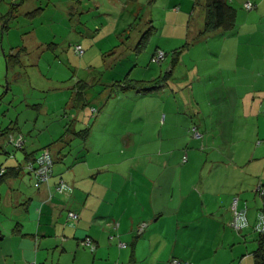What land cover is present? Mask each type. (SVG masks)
Wrapping results in <instances>:
<instances>
[{
    "label": "rangeland",
    "instance_id": "1",
    "mask_svg": "<svg viewBox=\"0 0 264 264\" xmlns=\"http://www.w3.org/2000/svg\"><path fill=\"white\" fill-rule=\"evenodd\" d=\"M9 1L12 14L0 17V127H12V133L18 130L25 147L35 136L52 150L58 147L63 159L55 161L57 171L77 153L85 154L83 143L89 140L86 147H94L93 152L103 160L119 162L116 173L127 167L122 160L132 159L134 173L146 171L151 178L144 184L156 192L160 188L177 191L176 176H159L165 160L185 164L183 190L194 185L198 194L204 191L206 202L222 206L217 209L218 217L206 216L197 207L195 195L190 198L189 204L198 209L193 216L185 215L192 219L186 230L190 235L184 238L189 245L177 248L194 250V260L180 264H239L242 254L248 259L241 264H253L251 253L257 246L253 227L262 212V199L254 186L258 179L264 180V92L252 89L254 84L264 86V28L259 20L246 21L251 10L233 4L237 15L230 31L196 37L202 10L201 5L193 7V0ZM76 43L81 44L82 55L75 53ZM21 48L20 66L5 76L2 53ZM157 50L165 55L155 62L152 56ZM156 79L162 84L158 91L128 99L115 97L124 92L112 85L115 81ZM83 80H100L102 85L95 84L98 90L113 87L112 99L99 100V104L90 99L80 110L69 108L75 95L72 88L82 87ZM239 90H247L248 96L239 99ZM98 107L99 114L107 109L97 123ZM72 114L77 115L73 123ZM254 151L257 156L252 160ZM23 158V151L11 144L0 146V167ZM229 158L247 160L248 184L239 182L234 190L240 197L238 210H248V225L239 232L230 226L229 198L214 192L227 181L225 162L212 160ZM164 245L147 247L151 258H114L110 263L170 264L172 242L168 250H163Z\"/></svg>",
    "mask_w": 264,
    "mask_h": 264
},
{
    "label": "crops",
    "instance_id": "2",
    "mask_svg": "<svg viewBox=\"0 0 264 264\" xmlns=\"http://www.w3.org/2000/svg\"><path fill=\"white\" fill-rule=\"evenodd\" d=\"M228 1L232 6L233 4L243 5L247 1L252 3L254 9L252 8L253 10L251 9V12L245 16L246 21L259 20L264 28V0ZM9 2V0H0V17L8 12L11 6H8ZM254 11L255 14H252ZM202 23L203 10L199 23L200 29ZM218 32L223 33L220 30ZM221 37L226 41L225 36ZM261 37H264V30ZM83 82L85 86L80 88L81 100L76 103L74 101L68 103L69 108L80 110L90 99L97 103L102 99H112L111 93L114 88L109 85L98 90L95 84L102 85L100 80L96 82L95 80H83ZM252 90L261 93L264 92V86H255L254 84ZM75 91H77L76 86L72 88V92ZM92 93L98 94L97 97H93ZM140 95L143 96L139 92L130 94L128 91H124L117 93L115 97L128 99ZM236 95L239 99H245L248 96V91L240 93L239 90ZM73 97L75 98V95ZM106 109V107L102 109L104 112L99 114L101 109L98 107L97 123L101 116L106 115ZM72 115L71 122L73 123L77 121V115ZM69 116L71 114L67 117ZM165 117L166 115L163 123H165ZM74 127L73 125V130H75ZM1 129L3 128L0 127ZM11 129L12 127L5 133L0 131V146L5 145L8 134H13ZM73 130H70L69 133H74ZM73 136L71 135L70 138ZM35 138L34 141L31 139L27 142V144L29 143L28 147L24 145L25 148L22 150L24 155L34 157L42 148L46 147L50 151L54 163L63 159L61 153L57 151L58 147L52 150L53 147L40 142L38 136ZM55 143L57 142L50 145L54 146ZM83 144L86 153L83 155L77 153L71 163L63 164L64 167L58 171L54 169L53 165V174L47 184L36 188L33 185V178L27 172L24 174L21 169L16 178H10L0 185V264H30L32 261L38 264H111L112 259L125 257L137 261L138 258H151L153 253L146 251V248L150 249L153 243L156 245L164 243L163 250H168L169 241L172 242L171 249L168 250L171 254L170 260L177 259L180 263L184 260L193 261L194 250L190 252V250L184 249L185 247L177 248L179 244L189 245L187 241H184V238L185 235H190L186 233V230L190 229L192 219L190 220L185 215L193 216L197 207H200L206 216L218 217L217 209H221L222 205H215L211 200L206 202L203 198L204 191L198 194L192 188L194 185L190 187L189 191L183 190L181 186L185 164L170 163L165 160L163 167L160 168L159 176L162 175L165 178L176 176L177 191L175 194L174 191L168 193L160 188L156 192L150 188L148 190V186L144 184L146 178H151L146 171L142 170L141 174L134 173L132 159L122 160V165L127 164V167L122 170L121 174L116 173L114 167L119 165L117 160H103L98 153L93 152L94 147H86V144H90L89 140ZM258 148H255L256 152ZM7 150L5 147L6 153ZM255 151L250 156L252 160L257 156ZM221 161H224L226 165L225 181H227V185L217 186V190L214 192L219 191L226 195L231 205L232 196L237 195L234 194V190L238 187V183L248 184L247 160L244 163L232 158L214 159L212 163ZM23 162L24 159L22 162H11L10 164L11 166H21ZM168 165H171L173 169L170 167L171 170L168 171ZM241 166H244L243 170ZM261 177L263 178L262 175ZM24 179H27V182ZM59 179L68 184V189L61 193H53L52 197L45 201L47 193L53 191V186ZM136 180H139L140 183H136ZM258 182L264 185L263 179H258L256 186ZM206 193L213 195L208 191ZM193 195L198 200L199 206L197 207L189 204L192 203L189 201ZM260 197L262 199L260 206L263 210L264 195ZM69 210L77 213L76 219H66V213ZM228 212L230 214L229 222H231V210ZM247 213L248 210L245 213L248 222ZM220 216L222 218V215ZM140 228H142L141 231H139ZM253 231H255L254 228ZM85 237H89L94 243L93 250L81 244ZM244 239L246 240L245 235ZM144 246L145 249H143ZM56 251L59 254L54 258ZM143 253L145 255H142ZM246 259H248L247 255L242 254L239 264Z\"/></svg>",
    "mask_w": 264,
    "mask_h": 264
},
{
    "label": "trees",
    "instance_id": "3",
    "mask_svg": "<svg viewBox=\"0 0 264 264\" xmlns=\"http://www.w3.org/2000/svg\"><path fill=\"white\" fill-rule=\"evenodd\" d=\"M197 5H201V8L203 10V23L196 37H199V36L201 37L203 35H206L216 30H220L223 32L230 31L234 27L236 9L231 5V3L228 0H193V7ZM13 9L14 7L10 6L8 12L5 15L12 14ZM189 22L190 20L187 23V36L190 32ZM143 36L144 35H142L141 39L143 38ZM140 40H139V43H140ZM23 51H24V48H21L20 50L17 49L14 52L10 51L9 53H2L4 63H5V76H7V74L9 73L12 67L14 68V67L20 66L21 64L20 55H22ZM160 82L161 80H157V79L149 80V81L122 80V81H115L114 83H112V85L115 87H118L120 91L136 90L139 93L147 94L149 92L156 91L161 86ZM82 83H83L82 86L83 85L85 86L84 82ZM79 87H81V84L76 86L77 91H75V98L73 97V100H72L75 103L81 100L82 92ZM7 129H10V127L3 128L0 131L5 133ZM23 148H20V150H23ZM32 158L33 157L24 155V158H23L24 163L28 160H31ZM53 165H54V162H53ZM21 167L22 165L4 167L3 168L4 171L0 173V185L7 182V180L10 178H16L22 169ZM52 174H53V169L51 172V176ZM251 255L253 258V264H264V234L257 233V246L252 251Z\"/></svg>",
    "mask_w": 264,
    "mask_h": 264
},
{
    "label": "built area",
    "instance_id": "4",
    "mask_svg": "<svg viewBox=\"0 0 264 264\" xmlns=\"http://www.w3.org/2000/svg\"><path fill=\"white\" fill-rule=\"evenodd\" d=\"M243 7L246 10H250L253 7V4L250 2H245ZM74 51L76 54L81 55L83 53V49L79 43L74 45ZM164 57V52L161 50H157L153 56L152 60L158 62L162 60ZM6 144H11L15 149L23 148L25 145L24 136L20 132H14L13 134H8L6 137ZM5 144V145H6ZM24 170L33 178V185L37 188L43 184H47L48 180L51 177V172L53 169V158L50 154V151L47 148H42L38 154H36L31 160L26 161L23 164ZM4 171L3 168H0V173ZM68 189V184L59 179L53 186V191H49L47 193V197L45 201L49 200L53 193H61L64 190ZM255 194L259 196L264 195V185L261 182H258L257 186L254 188ZM238 202L239 199L234 197L231 201L230 210L232 219L230 225L235 230H241L246 226L247 221L245 218V212L243 210H238ZM77 218V213L75 211H67L66 219L74 220ZM258 222L254 225V230L256 233L264 234V210L258 213L257 215ZM142 228L139 229L141 231ZM81 244L85 247H88L90 250L94 249V243L89 237H85L82 239ZM187 263V262H186ZM30 264H38L32 261ZM170 264H180L178 260H171Z\"/></svg>",
    "mask_w": 264,
    "mask_h": 264
}]
</instances>
